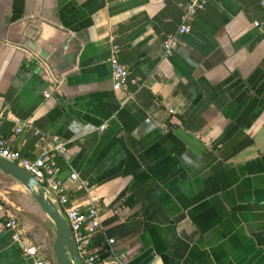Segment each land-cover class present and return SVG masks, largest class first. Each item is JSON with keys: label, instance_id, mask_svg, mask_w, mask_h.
<instances>
[{"label": "crops", "instance_id": "obj_1", "mask_svg": "<svg viewBox=\"0 0 264 264\" xmlns=\"http://www.w3.org/2000/svg\"><path fill=\"white\" fill-rule=\"evenodd\" d=\"M189 1L0 0V138L29 159L63 145L71 206L101 209V264H264V0H207L164 57ZM15 184L0 196L39 249ZM5 220L0 264H31Z\"/></svg>", "mask_w": 264, "mask_h": 264}, {"label": "built area", "instance_id": "obj_2", "mask_svg": "<svg viewBox=\"0 0 264 264\" xmlns=\"http://www.w3.org/2000/svg\"><path fill=\"white\" fill-rule=\"evenodd\" d=\"M207 0H190L181 16L175 34L168 35L162 45L163 56L172 57L175 52L179 36L189 34L192 29L196 15L203 11ZM255 26H258L255 24ZM119 49L116 46L111 48L109 64L111 68L112 89L116 93L129 94V85L133 80L129 79L128 70L118 61ZM48 97V94H45ZM1 122V118H0ZM28 127L22 123L15 129V133ZM105 127L99 128L102 131ZM62 144L54 147L51 153H43L34 159L26 158L15 151L7 139L0 138V158L16 164L33 176L46 191L48 198L57 206L59 212L69 224L80 258L84 264H101L100 257L91 250L93 237L102 231L101 209L96 203H90L85 210L73 207L67 198L64 188V178L60 174L56 158L63 152ZM58 154V155H57ZM69 180L77 181L78 177L73 171L68 175ZM0 214L5 217L4 226L11 232L13 244L18 245L24 258L31 264H54L53 260L41 252L37 247L30 243L26 237L18 219L12 215L5 200L0 196ZM108 244H113L108 240Z\"/></svg>", "mask_w": 264, "mask_h": 264}, {"label": "water", "instance_id": "obj_3", "mask_svg": "<svg viewBox=\"0 0 264 264\" xmlns=\"http://www.w3.org/2000/svg\"><path fill=\"white\" fill-rule=\"evenodd\" d=\"M37 43L30 42L28 47L34 49ZM0 173L11 178L27 191L34 203L45 214L54 229L51 245V259L54 264H84L80 258L73 232L57 206L48 198L43 186L32 175L16 164L0 158Z\"/></svg>", "mask_w": 264, "mask_h": 264}, {"label": "rangeland", "instance_id": "obj_4", "mask_svg": "<svg viewBox=\"0 0 264 264\" xmlns=\"http://www.w3.org/2000/svg\"><path fill=\"white\" fill-rule=\"evenodd\" d=\"M13 185H16L15 182L12 179H8L6 177H3L0 174V190L8 192L10 198L15 199L14 197H12L13 192L11 191V188ZM19 189H21L25 194L27 193V191H25V189L21 186H18ZM27 199L29 200L28 203H30L31 209L29 211H31V215H29V219L30 222L33 223V225L35 226L36 232L40 235L39 238H41V241L39 242L40 244V249H42L43 251H45L48 255L49 258H51V245L53 243V239H54V229L53 226H51L50 221L48 220V218L45 216V214H41L38 210V206L34 203V201L31 199V197L29 196V194H26ZM34 203V204H33ZM36 205V206H35ZM23 206H25V204L23 203ZM37 207V208H36ZM34 211V212H33ZM36 212V213H35ZM39 215H43L44 218L43 220L39 217ZM46 228V229H45ZM46 253H44L45 255H47ZM47 255V256H48Z\"/></svg>", "mask_w": 264, "mask_h": 264}, {"label": "trees", "instance_id": "obj_5", "mask_svg": "<svg viewBox=\"0 0 264 264\" xmlns=\"http://www.w3.org/2000/svg\"><path fill=\"white\" fill-rule=\"evenodd\" d=\"M56 161H57V165H58V168H59V170H62V168H63V164H62V161H60V160H58V157L56 158ZM66 195H67V198H68V200H69V198H70V196L66 193ZM70 201V200H69ZM9 208V207H8ZM52 226V225H51ZM39 250H41V252H43V253H46L45 251H43L42 249H40L39 248ZM47 254V253H46ZM48 255V254H47ZM48 257H49V255H48Z\"/></svg>", "mask_w": 264, "mask_h": 264}]
</instances>
